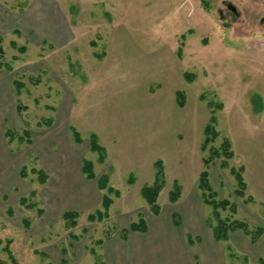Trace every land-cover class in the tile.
<instances>
[{
    "label": "rangeland",
    "instance_id": "rangeland-1",
    "mask_svg": "<svg viewBox=\"0 0 264 264\" xmlns=\"http://www.w3.org/2000/svg\"><path fill=\"white\" fill-rule=\"evenodd\" d=\"M35 1L0 4L23 12ZM55 2L73 31L63 46L0 34V264H106L103 243L121 239L140 219L165 251L178 231L195 251L193 264H259L264 241L255 249L260 238L251 244L241 231L230 236L241 233L246 246L229 236L217 242L221 261H200L196 249L210 248L205 235L188 232L196 224L188 203L200 196L202 226L211 232L212 209L196 189L206 170L215 199L264 230V0ZM222 2L238 16L226 14ZM91 135L105 150L103 161L90 150ZM82 161L90 164L89 182ZM157 161L163 187L155 216L141 189L153 185ZM232 169H242L241 197ZM103 176L107 186L96 192ZM174 186L180 196L170 203ZM103 196L111 200L108 216L89 221L103 211ZM68 211L78 215L70 228L63 221Z\"/></svg>",
    "mask_w": 264,
    "mask_h": 264
},
{
    "label": "crops",
    "instance_id": "crops-1",
    "mask_svg": "<svg viewBox=\"0 0 264 264\" xmlns=\"http://www.w3.org/2000/svg\"><path fill=\"white\" fill-rule=\"evenodd\" d=\"M55 1L56 0H36L32 3L30 9L28 8L23 12L20 9H16L18 11L10 10L8 7L6 8L0 4V34L9 35V33L14 32L18 34L20 38L26 35L28 39L31 36L33 37L31 39L38 40L40 43L49 42L53 47L63 46L72 39L73 31L71 30L72 27L70 22L67 21L68 18L66 14ZM2 77L4 76L2 75L1 78ZM89 181H91V179H87V182ZM197 188L198 184L196 186V189ZM97 189L96 192L99 191L98 186ZM196 192L195 190V194ZM85 196L87 199L86 203L89 205L91 203L90 196L88 194H85ZM199 197V195L192 196V199L188 203L189 212L192 215L190 217L196 223L193 225L195 230L191 229L188 230V232L198 231L202 236L205 235L204 237L207 241V243H205L210 250L207 252L202 248L203 246L199 247V249H196V256L200 261H202V258L204 260L211 259V261H221V256L219 257L217 253L219 243L213 239V236H211L212 233L205 231L202 226L204 215H202L203 210ZM172 216L174 217V214H172ZM247 219L251 221L249 217ZM165 224L170 226L167 221H165ZM173 225L176 226V223H173ZM148 233V228L146 227V232L144 233L130 232L126 240L112 237L104 242L102 245L103 252L101 254L106 264H193V261H195L194 249L183 241L178 231L174 230V234L170 238L171 240L166 239L168 241L166 242L165 248H170L172 249L171 251H165L161 244L152 243ZM234 234L235 235L230 236L229 240L232 241V237L235 236L244 241V246L247 245V240L245 241L241 233ZM263 241L264 230L259 242L254 245L255 249ZM217 263L218 262H216V264Z\"/></svg>",
    "mask_w": 264,
    "mask_h": 264
},
{
    "label": "trees",
    "instance_id": "trees-1",
    "mask_svg": "<svg viewBox=\"0 0 264 264\" xmlns=\"http://www.w3.org/2000/svg\"><path fill=\"white\" fill-rule=\"evenodd\" d=\"M201 2L203 3V5L206 4V0H201ZM20 51L22 52L24 51V49L21 48ZM0 55H1V51H0ZM16 88H18L17 85H16ZM70 129H71L73 140L75 141V143L80 144L81 139H80L79 134L74 130V128H70ZM204 131L207 135L210 133L212 134V136H214V133L209 125L206 126ZM208 142H209L208 139H205L203 146H202V150H204V147L206 146V144H208ZM89 146H90L91 151L97 153L99 157V161H103L105 150L98 144L96 137L93 135L89 137ZM224 146H225L224 153L226 154L227 158L231 159L233 155L229 151L230 147H229L228 142L224 143ZM203 163L206 168L208 166V161L204 159ZM155 167L157 170L155 181L152 186H144L141 189V196L145 200L146 204L149 206L151 213L157 216L159 214V207L157 205V199L163 187V173H162V165L160 161L155 162ZM82 169H83V172L87 174L88 179L93 178L92 173L90 171V164L88 161H83ZM32 173L37 175L39 182L42 184L47 179L45 174H43L42 171L40 170H32ZM231 173L234 176L237 182V185H238V189L235 192L239 197H241L243 196L242 194H243V191L245 190V184L242 179V169L239 172L234 171L232 169ZM21 176H23V174ZM106 182H107V178L105 176L101 177V179H99L98 184H97L98 188L102 190L104 187L107 186ZM174 188H175L174 191H172L169 195L170 203H175L180 196L178 187L174 186ZM198 189L201 191V197L203 199L205 206H209L212 209V216L214 219L213 220L214 223L208 220L207 225L212 233L213 239L216 242L225 243L228 241L231 233L236 232V231H241L245 236L249 238L251 244L256 243V241L263 234V229L257 228V227L253 228L245 220H239L235 218V216L237 215V211H236V207L232 203L228 202L227 200L217 201L215 199V193L213 192L209 184L208 173L206 170H204L199 175ZM107 191L108 193L109 192L111 193L112 189L108 188ZM31 195H33V193ZM114 195H118L117 192H114ZM20 202L24 203L25 200L21 199ZM110 205H111V200L107 196H103L101 200V208L103 209V211L96 210L94 211L93 214H89L87 219L89 221H93V220L100 221L101 219L107 217L108 216L107 211ZM28 208L29 209L34 208V205L30 204L28 205ZM219 210H223V211L228 210L230 216L221 218L219 215ZM77 216H78L77 213L73 211L65 212L63 213V221L66 223V225L69 228L74 227L75 226L74 220L75 218H77ZM130 232L131 233L132 232H140V233L146 232L145 222L142 219H140L137 224L131 223L129 225L128 231H122L121 239L126 240ZM98 244H101V242H98ZM259 264H264V258L259 259Z\"/></svg>",
    "mask_w": 264,
    "mask_h": 264
},
{
    "label": "flooded vegetation",
    "instance_id": "flooded-vegetation-1",
    "mask_svg": "<svg viewBox=\"0 0 264 264\" xmlns=\"http://www.w3.org/2000/svg\"><path fill=\"white\" fill-rule=\"evenodd\" d=\"M222 4L227 12L226 14H229L230 17L238 16V11L234 5H232L230 2H222ZM218 15L223 20L224 24L228 23V20L225 18V14L222 10H218Z\"/></svg>",
    "mask_w": 264,
    "mask_h": 264
}]
</instances>
